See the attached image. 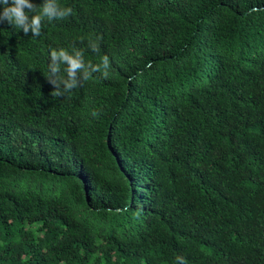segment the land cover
Wrapping results in <instances>:
<instances>
[{
    "label": "trees",
    "instance_id": "1",
    "mask_svg": "<svg viewBox=\"0 0 264 264\" xmlns=\"http://www.w3.org/2000/svg\"><path fill=\"white\" fill-rule=\"evenodd\" d=\"M57 3L0 22V264H264V0Z\"/></svg>",
    "mask_w": 264,
    "mask_h": 264
},
{
    "label": "clouds",
    "instance_id": "2",
    "mask_svg": "<svg viewBox=\"0 0 264 264\" xmlns=\"http://www.w3.org/2000/svg\"><path fill=\"white\" fill-rule=\"evenodd\" d=\"M71 14L72 9L60 7L57 0H45V3L40 6L30 3L29 0H0V22L6 21L14 28L22 30L25 35L31 32L34 37L41 34L45 19L50 21L56 18H64ZM92 49L93 51H98L95 44L92 45ZM50 57L52 60V72H58L60 63H66L67 68L65 71L68 77L66 80L63 77H59L57 80L50 79V82L55 84L57 88L59 87V82H63L66 89L75 88L74 77L76 72L84 68L82 54L77 51L75 55H70L65 49H52L50 50ZM101 62L107 67L109 64L108 57L103 56ZM90 78V73L85 71L84 79L89 80ZM51 94L57 96L59 92ZM91 114L93 117L97 116L96 111H93ZM181 264H187V262L181 260Z\"/></svg>",
    "mask_w": 264,
    "mask_h": 264
}]
</instances>
